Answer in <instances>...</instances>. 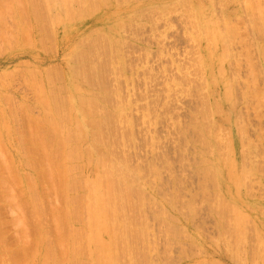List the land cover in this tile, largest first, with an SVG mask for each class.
Returning <instances> with one entry per match:
<instances>
[{"label": "rangeland", "instance_id": "1", "mask_svg": "<svg viewBox=\"0 0 264 264\" xmlns=\"http://www.w3.org/2000/svg\"><path fill=\"white\" fill-rule=\"evenodd\" d=\"M22 1L31 4L35 0ZM44 1L36 0L34 4H43ZM199 1L80 0L81 6H78L81 9L75 4L73 15H68L73 21L69 18L65 22H55L53 19L54 25L48 16L51 13L64 14L58 0L52 2L51 11L47 9L45 12L46 2L41 7L38 5L40 15L46 17L47 12L50 13L45 22L39 23L29 12L22 26L17 11L12 10L7 17L3 13L5 16L0 19L6 17V21L0 22V141L3 139L7 149L3 150L5 153L1 150L5 149L4 146H0L4 155L3 158L0 154V161L8 165H0V264H32V253L44 237L45 248L58 260L62 257L60 264H68L63 260L67 259L69 252L70 256H73L72 252H78L73 256L76 259L69 260L71 258L68 257L69 264L74 260L72 264H112L111 259H115L116 264H264V34L261 33L264 27L259 26L261 23L263 26L262 20L256 19L264 8L260 11L252 8L255 5L252 2H260L258 4L264 7V0H250L251 6L246 4V0H203L204 6H199ZM14 3L15 0H0L1 6ZM253 18L255 27L263 31L257 32L259 29L255 31L256 28H252ZM27 23L31 25L28 30L31 36L28 37L32 41L26 37L28 33L25 35L23 32ZM13 25L17 27L16 32ZM228 27H234L235 32L226 29ZM224 29L227 30L224 32L227 40L222 35ZM4 31L11 39L8 34L10 31L14 33L17 40L12 41L15 40L13 37L11 42H5L8 37H3ZM228 31L233 32L229 35L237 32L236 38H232L233 35L228 39ZM221 43L228 46H225L228 52L223 51L229 57L220 56L227 59L228 64L221 60V69L225 70L218 72L219 65L209 53L214 51L222 55L220 53L225 47L220 46ZM217 59L220 60L219 57ZM197 65L201 73L197 72ZM74 69L77 78L73 75ZM27 72L33 73L35 77L30 74L35 80ZM219 73H223L222 79H219ZM34 81L41 86L43 84L45 94L50 96V100L54 99L58 107L65 105L60 108L62 114L63 109L66 110L63 116L69 117L74 108L75 114L86 120H82L85 128L92 131L94 123V129L100 130L103 136L100 149L90 146V139L83 145L96 149V155L105 153V156H100L107 157L102 159L107 167L104 166L100 173L105 169L107 172L102 175L108 177L111 173L110 184L116 183L123 195H127L122 213L118 211V217H113L118 222L114 220L117 230H121L122 225L124 233L117 239L111 253L102 254L101 263L96 262V257L93 260L87 242L75 241L77 237L81 240L82 228L86 234L90 216H93V211L87 209L92 201L88 197L91 195L90 186L85 187L92 182L80 184V179L85 178L82 175L86 173L94 177L97 172L93 168L86 171L87 165L81 158L69 179L71 189L68 193L60 187L63 176L57 170L52 172L54 176L50 175L53 177L50 182L49 176L43 179L50 168L47 165L58 162L59 158L55 156L61 149L53 136L50 139L54 141L49 142V131L40 123L44 105L39 100L42 97L38 93L41 86L38 89ZM82 98L94 99L90 104L83 101L80 105ZM85 105L91 106L92 115ZM216 106H220L217 107L220 110ZM235 125H238L237 130ZM29 130L32 133L41 131V135L37 134L38 131L36 134L46 142H38V136L34 134L35 137H31ZM42 135H45L44 139ZM41 143L47 145L43 146L45 151L50 149L55 155L52 159L46 156L47 161L51 160L48 164L44 158L47 152ZM230 165L231 168L236 167V171ZM97 176L95 181L99 183L101 175L98 173ZM18 177L20 183L15 181ZM13 183H17L16 186ZM10 190L15 196L9 199ZM11 197H17L14 201L20 205L17 206L18 211L12 207L15 202L12 205ZM239 211L246 214L243 219ZM55 212L67 214L60 219ZM22 216H26L23 222ZM73 232L79 233L73 236ZM68 234L71 240L72 236L75 238L71 241L78 247L75 250L76 247L72 246L75 251L67 250L65 246L70 247L68 240H63L69 237ZM57 238H62L66 248L62 246L63 253H60L61 243L57 244ZM38 258L41 260L42 252Z\"/></svg>", "mask_w": 264, "mask_h": 264}, {"label": "bare ground", "instance_id": "2", "mask_svg": "<svg viewBox=\"0 0 264 264\" xmlns=\"http://www.w3.org/2000/svg\"><path fill=\"white\" fill-rule=\"evenodd\" d=\"M4 1V0H3ZM9 1V0H8ZM27 1V0H26ZM32 1V0H31ZM36 1V0H35ZM35 1L33 2V3H31V4H29V3H23V1L22 0H15V3L14 4H5V5H0V18L2 17V16H5V15H3V13H5V14H7L6 15V17L8 16V15H11L12 14V10L13 11H17V14L20 16V18L22 19L21 20V23L23 22L24 23V21L26 22V16L28 15V13L30 12L32 15H34L35 16V18H36V20L37 21H39V23H40V21L42 22V20L44 21V19H46V18H48V17H50L49 19H51V22H50V20H47V22H50V23H52V25H54L53 24V22H52V20L53 21H57L58 22V20H64L63 22H65L66 20H68L70 17L72 18V16H68L69 14H71V15H73V11L75 10V4H77V6H78V4L80 5V0H58V2L62 5V9H63V11H64V14L62 13V14H56V13H54V14H52L51 13V15H54V16H52V18H51V15H50V13L49 12H47V14L48 15H50V16H48L46 13V15L48 16H46L45 17V15L43 16V15H40V11H39V7H41L45 2V7L44 8H46L45 9V12H46V10L47 11H51V9H49V7H51L52 5V2H54V0H45L44 1V3L42 4L41 2L40 3H38V4H34L35 3ZM38 1V0H37ZM86 1V0H85ZM92 1V0H91ZM181 1V0H180ZM192 1V0H191ZM194 1H196V0H194ZM201 1V2H200ZM199 2H197L198 3V5L200 6V5H203V3L204 2H202L203 0H200ZM224 1H226V0H224ZM255 1V0H254ZM260 1V0H259ZM262 1V0H261ZM2 2V1H1ZM11 2H12V0H11ZM186 3V1H183V3ZM227 2V1H226ZM246 2V4L247 5H249V3H250V0L248 1V3H247V0L245 1ZM256 2H258V0L256 1ZM224 3V2H223ZM253 4H255V5H253L252 6V8H253V10H255L256 9V11H257V8H258V11H260V9H263L264 7H262V4H258V3H260V2H258V3H255V2H252ZM262 3V2H261ZM188 4V3H187ZM209 4V3H208ZM257 4V5H256ZM38 5H39V7H38ZM41 5V6H40ZM46 5H47V7H46ZM191 5V4H190ZM227 5V4H226ZM246 5V6H247ZM258 5H259V7H260V5H261V7L259 8L258 7ZM22 6V7H21ZM81 6V5H80ZM204 6V5H203ZM214 6V5H213ZM221 6V5H220ZM223 6H225V5H223ZM228 6V5H227ZM249 6H251V5H249ZM192 7V6H191ZM190 8V7H189ZM188 8V9H189ZM202 8H204V7H202ZM11 10V12H10V10ZM77 9V8H76ZM78 9H81V8H79V6H78ZM44 10V9H43ZM253 10H251V14L250 15H252V11ZM7 11V12H6ZM78 11V10H77ZM208 11L209 10H207V13H208ZM56 12V11H55ZM11 13V14H10ZM78 13V12H77ZM80 14V11H79V13H78V15ZM59 15V16H58ZM249 15V14H248ZM249 15V16H250ZM258 15H259V17H256V19L258 20V19H261L262 20V22H263V26H262V23H261V25H259V26H261L262 28L264 27V11L263 10H261L260 11V14L258 13ZM17 16V15H16ZM55 16H57L56 18H57V20L55 19ZM68 16V17H67ZM210 16H212L211 14H210ZM217 16V15H216ZM256 16H257V14H256ZM6 17H4V19L2 18V19H0V22H1V20H5V18ZM70 18V20H72ZM254 18H255V16H254ZM254 18L252 19V24H253V27L252 28H256V29H254L255 31H257V29H259V28H257V27H255V23H253V20H254ZM23 19H25L24 21H23ZM211 19V18H210ZM250 19H251V16H250ZM15 20V19H14ZM261 20H259V21H261ZM6 21V20H5ZM73 21V20H72ZM248 21H251V20H248ZM247 21V22H248ZM18 22V21H17ZM28 22H30V21H28ZM45 22V21H44ZM46 22V23H47ZM68 22V21H67ZM203 22V21H202ZM208 22H210V21H208ZM212 22H213V18H212ZM257 22V21H256ZM11 23H13V22H11ZM19 23V22H18ZM21 24L22 26H24V24ZM36 23V22H35ZM50 23H48V25H50ZM2 24H5V23H2ZM8 24V23H7ZM6 24V25H7ZM13 24H15V23H13ZM28 24V23H27ZM26 24V25H27ZM31 24V23H30ZM213 23H211V25H212ZM245 24H246V22H245ZM256 24H258V22L256 23ZM10 25V24H9ZM12 25V24H11ZM47 25V26H48ZM51 25V26H52ZM56 25V24H55ZM214 25V24H213ZM249 25H250V22H249ZM5 26V25H4ZM28 26H29V24H28ZM28 26H27V28H28ZM31 26V25H30ZM30 26H29V29H27L26 27V29H27V31H25L26 29L24 28L23 29V32H25V35H26V33H30V31H28V30H30ZM229 27H230V25H228ZM8 27V26H7ZM10 27V29L12 28L11 26H9ZM8 27V28H9ZM13 27H15L16 28V30L15 29H13V30H15L14 32H16L17 31V27L16 26H14L13 25ZM198 27H199V25H198ZM226 28V29H229V30H232V31H234L233 30V28L231 27V29L230 28ZM250 27H251V25H250ZM260 27V28H261ZM22 27H20V29H21ZM221 28V27H220ZM220 28H219V30H220ZM223 28H225V27H223ZM9 29V30H10ZM214 29V28H213ZM226 29H224V31H223V33H222V35H223V37L226 39L227 37V35H224V32H227V30ZM237 29V28H236ZM8 30V31H9ZM12 30V29H11ZM226 30V31H225ZM6 31V30H5ZM5 31H4V33H5ZM22 31V30H21ZM35 31V30H34ZM232 31H228V35H229V32L230 33H233ZM260 31H263V30H261V29H259L257 32H260ZM2 32H3V30H2ZM7 32V31H6ZM204 32V31H203ZM220 32H221V30H220ZM235 32V31H234ZM3 33V34H4ZM10 34H8L10 37H12V39H14L15 37H14V33L12 34L11 33V31L9 32ZM22 33V32H21ZM28 33V35L26 36L27 38H29V40H31L30 38L31 37H28L30 34ZM262 34H264V32H261ZM0 34H1V32H0ZM227 34V33H226ZM236 34H237V32H236ZM236 34L234 35V34H230L228 37V39H230V37H232L233 35H234V37H232V38H236ZM6 35H7V33H5L4 34V36L3 37H6ZM17 35V34H16ZM25 35L23 36V33H22V36L23 37H25ZM208 35H209V33H208ZM220 35H221V33H220ZM219 35V36H220ZM221 35V36H222ZM31 36V35H30ZM211 36H213V34L211 35ZM215 36H217V34H215ZM220 36V37H221ZM8 37V36H7ZM7 37H6V39H7ZM14 37V38H13ZM21 37V36H20ZM1 38V37H0ZM18 38V37H17ZM209 38H210V36H209ZM231 38V39H232ZM10 39V41H8ZM11 38H9L8 37V39H7V41H5V42H11V40H12ZM213 40H215L216 38L215 37H213L212 38ZM225 39H224V42H226L225 41ZM17 39L15 38V40H12V41H16ZM227 40V39H226ZM232 40H234V39H232ZM0 41H1V39H0ZM3 41V40H2ZM32 41V40H31ZM221 42H222V39H221ZM219 43V42H218ZM222 44V43H221ZM220 44V46H226V47H228L226 44L224 45V44H222L221 45ZM217 45V44H216ZM219 45V44H218ZM213 47V46H212ZM219 47V46H218ZM224 48V49H222V52L220 53V54H222V55H219L218 53H216V52H214L213 51V53L211 52V53H209V55H210V58H213V61H216V64H218L219 66H218V72H221V70H225V68H223V69H221V67H223V66H221L222 65V63H221V60L223 61L224 60V58L222 59V57H220V56H223L224 57V53L226 52V50H227V48ZM210 48V47H209ZM263 49L264 48H262V52H264L263 51ZM213 50H216V47H215V49H213ZM225 52H224V51ZM248 50V49H247ZM261 50V49H260ZM210 51H212V50H210ZM230 51V50H229ZM246 51V50H245ZM220 52V51H219ZM227 52H228V50H227ZM262 52H261V55H262ZM203 53V52H202ZM246 53V52H245ZM249 52L247 51V54H248ZM229 54V53H228ZM203 56V55H202ZM227 56V58L229 57L228 55H225V57ZM247 56V55H246ZM206 57V56H205ZM220 58V60L218 61V59L217 58ZM203 58V57H202ZM200 59H201V57H200ZM263 59V58H262ZM199 60V59H198ZM198 60H197V62H198ZM264 60V59H263ZM212 61V60H211ZM224 61H226V63L228 64V62H227V59L226 60H224ZM196 62V63H197ZM206 63H207V61H205ZM200 64V63H199ZM204 64V63H203ZM215 64V63H214ZM221 64V65H220ZM201 65V64H200ZM250 65V64H249ZM197 67H198V65H197ZM196 67V68H197ZM200 67V66H199ZM198 67V68H199ZM80 68V67H79ZM81 68H83V67H81ZM80 68V69H81ZM91 68H94V67H91ZM91 68L89 69V70H91ZM198 68L196 69L197 70V72L199 71H201L200 69L201 68H199V70H198ZM215 68V67H214ZM84 69V68H83ZM88 68H87V66H86V69L85 70H87ZM76 69H74V70H72V71H74V73H73V75H76L75 73H76V71H75ZM85 70H81L82 72L83 71H85ZM202 70H204V68L202 69ZM207 70H208V68H207ZM80 71V70H79ZM93 71V70H92ZM91 71V72H92ZM10 72V71H9ZM90 72V71H89ZM12 73V72H11ZM28 73V72H27ZM31 72H29L28 74H30ZM201 73V72H200ZM204 73H205V71H204ZM214 73V72H213ZM217 73V72H216ZM225 73V72H224ZM8 74V73H7ZM10 74V73H9ZM32 74V77L34 76V74L33 73H31ZM31 74H30V78L33 80H35V78H32L31 77ZM90 74V73H89ZM227 74H228V72H227ZM11 75V74H10ZM78 75V74H77ZM77 75H76V78H77ZM219 75H220V77H219V79H222V76H223V73L222 74H220L219 73ZM4 77L6 76V75H3ZM7 76H9V75H7ZM218 76V75H217ZM35 77V76H34ZM82 77V76H81ZM84 77H86V75L84 76ZM228 77V76H227ZM41 78V77H40ZM224 78H226V77H224ZM228 79V78H227ZM230 80L229 81H231V78H229ZM42 79H40V81H41ZM221 81V80H220ZM224 81V80H223ZM222 81V82H223ZM35 83H36V85H38V86H36V87H38V89H39V86H41V85H39V84H41V83H38L37 81H34ZM211 82V81H210ZM43 83V82H42ZM49 83V82H48ZM212 83V82H211ZM203 84V83H202ZM212 84H214V83H212ZM50 85V84H49ZM224 86V85H223ZM225 86H226V84H225ZM41 87L43 88V90L41 89ZM40 87V90L42 91H38V93H41L39 96H42L41 97V99H39V100H42V102H40L41 104H42V106L44 105V113H43V116H42V118H41V122L40 123H42V125H44L45 126V128H47V130L49 131V132H47V135H48V140H49V142L50 141H54V140H52V138L53 139H55L56 138V141L58 142V144H57V146L58 147H60V152L59 151H57V155L55 156L54 154L52 155V150L50 151V149L47 151H45V149L46 148H44V147H47V145L46 144H42L43 142H46V141H43L42 139H40L39 138V134L41 133V131H35V132H33L32 133V131H30L31 132V134L33 135V136H31V137H35L37 134V136H38V138H39V140H38V142L41 140L42 141V143H41V145H42V147L44 148V151L45 152H47L46 153V155H44V158H46V161H47V159H48V157L50 158V159H52V157H56V158H59V159H57L58 160V162L55 164L54 163V165H51L52 163H50V161L48 160L47 161V163L46 164H48V163H50V164H48L47 165V167H50L49 169H48V172H45V173H47V175L45 174L44 175V180H46L48 177L47 176H49L50 177V175H52V174H54V173H52V172H55L56 170V172H59L63 177H61L60 178V180H62V181H60L61 182V186H60V184H59V186L60 187H63L64 188V190L66 191L67 190V193H68V191H69V189H71V185H70V182H69V179H71L70 177L72 176L71 174L73 173V171L75 170V168H76V166H77V164L79 163L78 161L79 160H81V158H83V160L85 161V162H83L84 163V165H87L86 167V171H91L92 170V168H93V170H95L96 172H97V175H98V173H99V175H101V176H99V177H101L98 181H99V183H97V181H95V178L97 179L98 178V176L96 177V176H94V177H91L92 175H90L89 173H86L85 175H82V176H86L85 178H83L82 180L80 179V181H82V182H80V184L82 183L83 184V182H85V184L86 183H89V181L90 182H92V185H86L85 186V184H84V186L85 187H88V186H90V193H91V195L90 194H88V195H90V196H88L92 201L87 205V209L88 210H92L93 211V216H90V214L89 215H87V219L89 220V218L90 217H92V218H90V225H89V229L88 230H85V231H87V232H85L86 234H84L83 232H84V228H82L83 229V231H79L82 235H81V237H80V241H79V238L77 237L76 238V243H77V240H78V242H81L82 241V243H86L87 245H88V247H90V252H91V255L93 256V260H94V258L96 257V262H98V261H100V259H102V254L104 255V253L105 252H109V253H111L112 252V250H114V248L116 247V244H117V239L119 238V236L121 235V233L123 232L124 233V231L123 230H125L124 229V227H122V225H121V227L123 228V230H122V228L120 227V229L122 230H117V228L118 227H116L117 225L115 224V221H116V223H118L117 222V220H115V219H113V217L115 216V215H117V213H119L120 214V212H121V209H122V207H123V209H124V204H125V200L124 199H126V198H124L125 196H127V195H123V192H122V190H120L119 189V187H116L115 185H116V183H115V185H114V183H112L111 182V184H110V180H111V173L109 174L108 173V177H109V175H110V179H107L108 177H107V175H102V173H104L105 171L107 172V170L105 169V171H102V173H100L101 171L100 170H102V168L104 167V166H106L107 167V165L105 164L106 163V161H104V160H102L103 158H107V157H101L100 156V154L99 155H96V154H98V151L96 152L95 150H94V148H92V147H90V146H93V147H96V146H98L99 147V149H100V146L102 145V141H101V137L103 138V136L100 134V130H96V129H94V123L92 124V127H93V130L92 131H89L87 128H85L86 127V125L84 124V123H82V120H84L83 122H85L86 120L84 119V118H82L81 116L82 115H76L75 114V112L73 111V103H71L70 105H71V108H73V109H71L72 111L70 112V114H69V117H65V116H63V114L65 113L66 114V110L65 109H63V111H64V113L62 114V111L60 110V108H63V107H58L57 106V103H56V101L53 99V100H50V96L48 95V94H45V92H44V86H43V84H42V86ZM221 87H222V85H221ZM228 87H229V84H228ZM217 88V87H216ZM219 88V87H218ZM227 88V87H226ZM225 87H224V89H226ZM36 89V88H35ZM37 89V90H38ZM48 90V89H47ZM202 90V89H201ZM217 90V89H216ZM228 90V89H227ZM227 90H226V92H227ZM233 90V92H234V88L232 89ZM52 91H53V94H54V90L52 89ZM51 91V92H52ZM230 91V94L229 95H231V97H232V92H231V90H229ZM37 92V91H36ZM89 92H90V90H89ZM214 92V91H213ZM217 93V92H216ZM219 93V92H218ZM45 94V95H44ZM52 94V93H51ZM87 94V93H86ZM222 94V93H221ZM228 94V93H227ZM234 94V93H233ZM55 95V94H54ZM228 95V96H229ZM7 96V95H6ZM38 96V95H37ZM228 96H227V101H228ZM82 97V96H81ZM86 97V96H85ZM212 97V96H211ZM230 97V96H229ZM38 98V97H37ZM88 98H89V96H88ZM213 98V97H212ZM58 99H59V97H58ZM87 99V98H86ZM86 99H84V98H82V100H81V104L80 105H83V101H84V103L86 104V103H89L90 104V102H91V100H93L92 98H91V100L89 101L88 99V101L89 102H87L86 101ZM214 99V98H213ZM7 100V99H6ZM77 100V99H76ZM206 100V99H205ZM38 101V100H37ZM78 101H80V100H78ZM39 103V104H40ZM67 103V102H66ZM216 103H218V102H216ZM208 104V103H207ZM67 105V104H66ZM219 105V104H218ZM28 106V105H27ZM41 106V107H42ZM87 108H89V113H90V109H92V108H90L91 106H92V104H91V106L90 107H88V105H85ZM217 107H220V106H216V108ZM85 107H83L82 109H83V111H85L86 112V108L84 109ZM215 108V107H214ZM222 108V107H221ZM210 109V108H209ZM218 110H220V108H217ZM43 110V109H42ZM217 110V111H218ZM87 111V112H88ZM226 111V110H225ZM203 112H205V111H203ZM218 112H221V111H218ZM223 112V111H222ZM92 113V112H91ZM90 113V115H92ZM230 113V112H229ZM207 114V113H206ZM206 114H204V116L206 115ZM223 114V113H222ZM225 114V113H224ZM208 115V114H207ZM206 115V116H207ZM226 115V114H225ZM31 116V115H30ZM226 117V116H225ZM67 118V119H66ZM227 118H229L228 117V115H227ZM226 118V119H227ZM33 119V118H32ZM31 119V120H32ZM205 119V118H204ZM230 119V118H229ZM228 119V120H229ZM232 119V118H231ZM29 120H30V118H29ZM28 120V121H29ZM26 121H27V119H26ZM15 122V121H14ZM18 122V121H17ZM31 121H29V123H30ZM32 122H34V120H32ZM100 122V121H99ZM67 123H69V124H67ZM107 123V122H106ZM65 124H67L68 125V127H66V125ZM236 124H237V122H236ZM34 125V124H33ZM70 125H73V126H71V127H69ZM108 125V124H107ZM109 126H110V124H109ZM236 126V125H235ZM234 126V127H235ZM238 126V125H237ZM237 126L235 127L236 128V130H237ZM35 127V126H34ZM101 127H103V125H101ZM241 127V126H240ZM29 128V127H28ZM39 128V127H38ZM42 128V127H41ZM110 128H111V126H110ZM30 129H31V127H30ZM34 129V128H33ZM45 131H46V129H44ZM242 130V129H241ZM44 131V132H45ZM103 132H104V130H102ZM106 131V130H105ZM201 131V136H202V130H200ZM231 131V130H230ZM243 131V130H242ZM21 132V131H20ZM36 132H37V134H36ZM43 132V131H42ZM43 132V133H44ZM111 132V131H110ZM22 133V132H21ZM237 133H239V132H237ZM236 133V134H237ZM34 134H35V136H34ZM104 134V133H103ZM106 134V133H105ZM230 134V133H229ZM244 134V133H243ZM242 134V135H243ZM41 135V134H40ZM107 135H109V134H107ZM207 135V134H206ZM1 136V135H0ZM45 136V135H44ZM43 135H42V138L44 139L45 137H44ZM53 136V137H52ZM204 136V135H203ZM202 136V137H203ZM209 136V135H208ZM239 136H241V133H240V135ZM50 137H52L51 139H50ZM2 138V137H1ZM27 138V137H26ZM104 138H106V137H104ZM203 138H205V137H203ZM87 139H90V146H86V144L85 145H83L84 143H86L85 141L87 140ZM108 139V138H107ZM3 140V139H2ZM1 140V141H2ZM17 140V139H16ZM206 141L208 140V139H205ZM212 140V139H211ZM234 140V139H233ZM0 141V142H1ZM203 141V140H202ZM206 141H203V143L205 142V143H207ZM12 143V142H11ZM103 143H106L107 144V141L106 142H104V140H103ZM210 143V142H209ZM49 144V143H48ZM51 144V143H50ZM49 144V145H50ZM54 144V143H53ZM236 144H238V143H236ZM4 146V143H3V141H2V143H0V146ZM103 145H105V144H103ZM2 146V147H3ZM1 148V147H0ZM4 148L5 149H3V148H1V150L3 151V150H5L6 151V147L4 146ZM57 148V147H56ZM104 148V147H103ZM238 148H240V147H238ZM235 149V148H234ZM1 150H0V154L2 153L3 154V152H5V151H3V152H1ZM58 150H59V148H58ZM94 150V151H93ZM241 150V149H240ZM101 151V150H100ZM99 151V152H100ZM105 151V150H104ZM106 151H107V149H106ZM238 151V150H237ZM49 152V153H48ZM50 152H51V155H50ZM95 152H96V154H95ZM6 153V152H5ZM42 153H44L43 152V150H42ZM41 153V154H42ZM103 153V152H102ZM1 154V155H2ZM45 154V153H44ZM48 154V155H47ZM60 154V155H59ZM103 154H105V153H103ZM103 154H101V155H103ZM216 154V153H215ZM28 155V154H27ZM51 157H50V156ZM211 155V154H210ZM4 155H2V157H3ZM6 156V155H5ZM46 156H48V157H46ZM58 156V157H57ZM103 156H105V155H103ZM106 156H107V154H106ZM41 157H43V156H41ZM54 157V158H55ZM96 157H100L101 158V160L99 159V158H96ZM236 157V156H235ZM4 158V157H3ZM53 158V159H54ZM206 158V157H205ZM204 158V159H205ZM42 159V158H41ZM109 159V158H108ZM209 159V158H208ZM30 160V159H29ZM218 160V159H217ZM2 161V160H1ZM0 161V165H2V164H6V165H8L6 162H1ZM110 161V160H109ZM211 161V160H210ZM53 162V161H52ZM78 162V163H77ZM104 162V163H103ZM205 162V161H204ZM207 162V161H206ZM205 162V163H206ZM208 162H209V160H208ZM45 163V162H44ZM83 163H81L82 165H83ZM211 163V162H210ZM14 163L12 162V165H13ZM213 164V163H212ZM235 164V163H234ZM233 164V165H234ZM5 165V166H6ZM50 165V166H49ZM9 166H11V163H10V165ZM9 166H6V167H8L9 168ZM79 166V165H78ZM109 166V165H108ZM211 166V165H210ZM32 167V166H31ZM229 167V166H228ZM232 166L230 165V168H231ZM235 167V166H234ZM11 169V168H10ZM16 169V168H15ZM80 169H82V167L81 168H79V170ZM99 170V172H98V170ZM212 169H213V167H212ZM220 169V168H219ZM231 169H235L234 171H236V167L235 168H231ZM231 169H229L231 172H232V170ZM7 170H9V169H7ZM77 170V169H76ZM15 171H17V169L15 170ZM14 171V172H15ZM84 171V170H83ZM209 171H210V169H209ZM81 172V171H80ZM205 172H207L206 170H205ZM217 172V171H216ZM230 172V173H231ZM19 173V172H18ZM82 173V172H81ZM84 173V172H83ZM218 173V172H217ZM235 173V172H234ZM241 173V172H240ZM248 173V172H247ZM11 174H13L15 177H16V175L13 173V172H11ZM105 174H107V173H105ZM232 174V173H231ZM0 175H2V174H0ZM20 175V174H19ZM239 175V174H238ZM3 176H5L6 177V175H4L3 174ZM26 176V175H25ZM46 176V177H45ZM52 176H54V175H52ZM51 176V177H52ZM79 176V175H78ZM102 176H103V178H102ZM107 177V178H105V177ZM227 176V175H226ZM1 177V176H0ZM7 177H9V176H7ZM48 178V182H50L49 181V179H53V177L52 178ZM11 178V176L9 177V179ZM27 178V177H26ZM25 178V179H26ZM46 178V179H45ZM63 178V179H62ZM73 178V177H72ZM105 178V179H104ZM115 178V177H114ZM113 178V179H114ZM227 178H228V176H227ZM231 178V177H230ZM234 178L235 177H233L232 179H233V181H234ZM8 179V178H7ZM13 179V178H12ZM16 179V180H15ZM14 180L17 182H19V177H18V180H17V178H15ZM33 179V178H32ZM104 181H103V180ZM6 180V179H5ZM34 180V179H33ZM32 180V182H34ZM101 180V181H100ZM77 181V180H76ZM230 181V180H229ZM232 181V180H231ZM6 182V181H5ZM5 182H3V184L5 185ZM9 182V181H8ZM12 182H14V181H12ZM12 182H11V186H12ZM27 182V181H26ZM53 182V181H52ZM75 182V181H74ZM114 182H115V180H114ZM121 182V181H120ZM127 182V181H126ZM234 182H236V181H234ZM1 183H2V180H1ZM20 183V182H19ZM18 183V184H19ZM77 183V182H76ZM130 183V182H129ZM17 184V183H16ZM16 184L14 185V183H13V185L14 186H16ZM32 184H34V183H32ZM36 184V183H35ZM34 184V185H35ZM113 184V185H112ZM120 184V183H119ZM125 184V183H124ZM124 184H122L123 186H125ZM132 184V183H131ZM131 184H128V185H131ZM240 184V183H239ZM239 184H238V186H239ZM244 184V183H243ZM8 185H10V182L8 183ZM50 185H52V183L50 184ZM79 185V184H78ZM95 185V186H94ZM98 185V186H97ZM121 185V184H120ZM119 185V186H120ZM234 185V184H233ZM241 185V184H240ZM0 186L2 187V185L0 184ZM11 186H9L11 189H12V187ZM19 186H21L20 184H19ZM53 186V185H52ZM58 186V187H59ZM69 186H70V188H69ZM84 186L82 187V185H81V187L84 189ZM93 188H92V187ZM133 186V185H132ZM8 187V188H9ZM34 187V186H33ZM122 187V186H121ZM127 187V186H126ZM240 187V186H239ZM243 187H245V185L243 186ZM9 188V189H10ZM63 188L61 189L62 191H63ZM124 188V187H123ZM129 188H130V186H129ZM125 189V188H124ZM13 190V189H12ZM86 190V189H85ZM127 190V189H126ZM224 190V189H223ZM11 191V190H10ZM13 191H15V190H13ZM61 191V192H62ZM86 191H88V188H87V190ZM88 191V192H89ZM130 191V190H129ZM27 192H28V190H27ZM239 192V191H238ZM23 193V192H22ZM64 193H66V192H63V194ZM129 193V192H128ZM9 199H10V196H15V195H13V193H12V191H11V193L9 192ZM12 194V195H11ZM127 194V193H126ZM237 194V193H236ZM63 196V195H62ZM65 196H66V194H65ZM91 196H92V198H91ZM237 196H239V194H237ZM12 197H11V200H12V205H13V203L15 202L14 200V198H17V197H14L13 199H12ZM88 197H86L88 200H89V198ZM65 198V197H64ZM68 198V197H67ZM239 199H241L240 198V196L238 197ZM82 199H84V198H82ZM108 200H110V205H112L113 206V208L107 203L108 202ZM82 201H84V200H82ZM36 202V201H35ZM89 202V201H88ZM126 202H127V199H126ZM222 202V201H221ZM223 202H224V200H223ZM34 203V202H33ZM228 203V202H227ZM1 205H3V204H1ZM19 204H16V202H15V204L12 206V207H15L16 209L15 210H17L18 211V206ZM109 205V206H108ZM243 205V204H242ZM20 206V205H19ZM37 206V205H36ZM225 206V205H224ZM228 206H230V205H228ZM232 206V205H231ZM230 206V207H231ZM33 207H35V205H33ZM83 207V206H82ZM85 207V206H84ZM223 207V206H222ZM225 207H227V205L225 206ZM235 207V206H234ZM233 206L231 207V209L232 208H234ZM21 208V207H20ZM219 208H221V207H219ZM224 208V207H223ZM237 210H239L237 207H235ZM1 209V208H0ZM25 209H27V208H25ZM226 209V208H225ZM235 209V210H236ZM80 210V209H79ZM83 210H84V208H83ZM85 210H86V207H85ZM221 210V209H220ZM230 210V209H229ZM234 210V209H233ZM236 210V211H237ZM10 211H11V208H10ZM14 211V210H13ZM20 211V210H19ZM60 211V210H59ZM118 211H120V212H118ZM232 211V210H231ZM16 211H14V213H15ZM21 212V211H20ZM64 212H66V211H64ZM78 212V211H77ZM238 212V211H237ZM240 213H242L241 214V219H243V217L246 215H244L243 214V212H241V211H239ZM22 214H23V212H21ZM58 213V212H57ZM59 213H61V214H59ZM58 214H56V212H55V214L56 215H58V217H60V219L62 218V217H64V216H66V214L67 213H65V215H64V213H62V212H59ZM80 213V212H79ZM122 213V212H121ZM233 213H235V211L233 212ZM239 213V214H240ZM15 214H19L18 212L17 213H15ZM25 214V213H24ZM63 214V215H62ZM72 214V213H71ZM70 214V215H71ZM85 214V213H84ZM88 214V213H87ZM77 215H78V213H77ZM86 215V214H85ZM233 215H235V214H233ZM19 216H20V214H19ZM55 216V215H54ZM69 215H67V217H68ZM75 216V215H74ZM90 216V217H89ZM16 217V216H15ZM14 217V218H15ZM26 217V216H25ZM25 217H21L20 219H21V221L23 220V218H25ZM78 217V216H77ZM89 217V218H88ZM117 217H118V215H117ZM65 218V217H64ZM63 218V219H64ZM116 218V217H115ZM59 219V220H60ZM117 219V218H116ZM25 221H26V219H24ZM73 220V219H72ZM115 220V221H114ZM16 221H18V219L16 220ZM58 221V220H57ZM63 221V220H62ZM66 221V220H65ZM19 222V221H18ZM23 222V221H22ZM22 222H20V224L22 223ZM122 222V221H121ZM121 222H120V224H121ZM128 222V221H127ZM24 223H26V222H24ZM126 223V222H125ZM23 224V223H22ZM21 224V225H22ZM27 225V224H26ZM20 226V225H19ZM24 226V225H23ZM120 226V225H119ZM124 226H126V225H124ZM129 226V225H128ZM22 227V226H21ZM127 227V226H126ZM125 227V228H126ZM1 228V227H0ZM22 229V228H21ZM59 229V228H58ZM24 230V229H23ZM77 231V229H74V231ZM127 230V229H126ZM26 231V230H25ZM60 231V230H59ZM68 231V230H67ZM70 231V230H69ZM72 231H73V229H72ZM71 231V232H72ZM75 231V232H76ZM121 231V232H120ZM128 231V230H127ZM127 231H126V233H127ZM130 231V230H129ZM133 231V230H132ZM44 232V231H43ZM64 232H66L65 230H64ZM63 232V233H64ZM79 232H77V233H79ZM131 232V231H130ZM77 233H72L73 234V236H75ZM3 234V233H2ZM22 234V233H21ZM24 234V233H23ZM27 234V233H26ZM67 234V233H66ZM71 234V233H70ZM41 235H43V234H41ZM60 234L58 233V236H59ZM63 235V234H62ZM79 235V234H78ZM29 236V235H28ZM44 236V235H43ZM67 236H69V234L67 235ZM66 236V237H67ZM72 236V235H71ZM72 236V240H73V237ZM26 237V236H25ZM40 237L41 236H39V240H40ZM61 237V236H60ZM123 237V236H122ZM23 238H24V236H23ZM45 238V237H44ZM43 238V239H44ZM63 238V237H62ZM62 238H59V240H58V238L56 239V241L58 240V242H57V244L59 245L60 243V246H61V248H63L64 247V245H63V243H62ZM67 238H69V239H67ZM66 238V240H65V238H63V240L66 242L67 240V242H68V244L70 243V247L68 248V245H65V246H67V250L68 249H73L74 250V248L76 247V243L75 242H73V244H71L72 242V240L70 239L71 237L69 236V237H67ZM25 239V238H24ZM42 239V238H41ZM40 240V243L38 242V244H36L37 245V248H36V250H35V252H31L32 254H33V256H32V258H31V261L33 262L32 264H37L39 261V263L38 264H60V260L62 259V257H61V255L59 256V257H61V259L60 260H58L57 258H55V256L53 255V253L51 252L50 253V250H47L45 247H46V245H45V239L44 240ZM75 239V238H74ZM69 240H70V242H69ZM35 241V240H34ZM33 241V242H34ZM48 241V240H47ZM50 241V240H49ZM55 241V242H56ZM63 241V242H64ZM51 242V241H50ZM53 242V241H52ZM75 243V244H74ZM66 244V243H65ZM80 244V243H79ZM35 245V244H34ZM35 245V246H36ZM54 245V244H53ZM84 246H85V244H83ZM60 246H58L59 248H60ZM63 246V247H62ZM72 246H75V247H72ZM80 246V245H79ZM51 247H53V246H51ZM131 247H133V246H131ZM30 248V247H29ZM28 248V249H29ZM31 248H33V247H31ZM48 248V247H47ZM61 248H60V253H63V250H64V248L61 250ZM34 249V248H33ZM55 249V248H54ZM53 249V250H54ZM66 249V248H65ZM78 249V247H76V249L75 250H77ZM79 249H82L81 247L79 248ZM132 249V248H131ZM52 250V249H51ZM58 250V249H57ZM56 250V251H57ZM69 250V251H70ZM74 250V251H75ZM86 250V249H85ZM134 250V249H133ZM30 251H31V249H30ZM33 251V250H32ZM62 251V252H61ZM68 251V252H69ZM84 250H82V252H83ZM87 251V250H86ZM42 252V258H41V260H40V258H38V256H39V254ZM72 252V251H71ZM77 252V251H76ZM81 252V251H80ZM79 252V253H80ZM30 253V252H29ZM59 253V254H60ZM27 254H28V252H27ZM31 254V255H32ZM65 255L67 254L66 252L64 253ZM78 254V252L77 253H75V252H72V255L73 256H76ZM86 254H87V252H86ZM63 255V254H62ZM64 255V256H65ZM81 255V254H80ZM88 255V254H87ZM86 255V256H87ZM28 256V255H27ZM63 256V257H64ZM70 252H69V254L67 255V259H69V258H71V259H69V260H72V259H74L75 257H73V256H70ZM23 257V256H22ZM58 257V256H57ZM66 257V256H65ZM69 257V258H68ZM73 257V258H72ZM118 257V256H117ZM26 258V257H25ZM28 258V257H27ZM89 258V257H88ZM64 259V258H63ZM66 258L63 260V262L64 263H67L66 261H68V264H69V260H67ZM76 259V258H75ZM24 260V259H23ZM82 260V259H81ZM81 260H79V261H81ZM94 260V261H95ZM114 263H115V259H111ZM56 261H57V263H56ZM62 261V260H61ZM75 261V260H74ZM73 261V262H74ZM78 261V260H77ZM62 262V263H63ZM72 262V263H73ZM91 262V261H90ZM103 262V261H102ZM26 263V262H25ZM71 263V264H72ZM98 263H101V261L100 262H98ZM114 263H112V264H114ZM31 264V263H30ZM78 264V263H77ZM94 264H96V263H94ZM116 264V263H115Z\"/></svg>", "mask_w": 264, "mask_h": 264}]
</instances>
